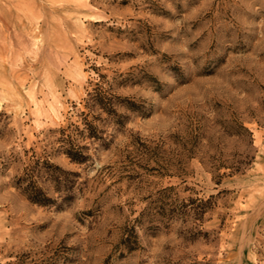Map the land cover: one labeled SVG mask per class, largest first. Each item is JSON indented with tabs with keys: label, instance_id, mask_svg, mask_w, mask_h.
<instances>
[{
	"label": "rangeland",
	"instance_id": "374dc122",
	"mask_svg": "<svg viewBox=\"0 0 264 264\" xmlns=\"http://www.w3.org/2000/svg\"><path fill=\"white\" fill-rule=\"evenodd\" d=\"M96 84L135 109L75 164ZM0 264H264V0H0Z\"/></svg>",
	"mask_w": 264,
	"mask_h": 264
},
{
	"label": "trees",
	"instance_id": "16d2710c",
	"mask_svg": "<svg viewBox=\"0 0 264 264\" xmlns=\"http://www.w3.org/2000/svg\"><path fill=\"white\" fill-rule=\"evenodd\" d=\"M120 106H122L125 112H131L135 109L125 99L118 101L117 97L107 94L96 84L94 89L86 93V98L84 99L86 112L81 111L79 113L80 120L78 121V125L71 123L65 128H58L56 130L58 137L55 141L60 144L61 153L70 162L82 164L87 161L88 157L83 153L86 148L77 145L78 140L87 139L92 143H97L100 149H108L112 144L113 138L111 133H107V130L109 129L111 132L121 130L128 119L126 115L117 112V108ZM156 149L158 151V146H155L154 150ZM39 165L48 170H58L46 161L41 163L33 161L31 166L22 170L20 176L14 178L13 185L15 188L20 189L29 202L40 206H47L51 204L50 199L46 198L42 190L35 185ZM50 176L56 184L61 182L58 176ZM66 188L68 189V187ZM64 200H69V197H65Z\"/></svg>",
	"mask_w": 264,
	"mask_h": 264
}]
</instances>
